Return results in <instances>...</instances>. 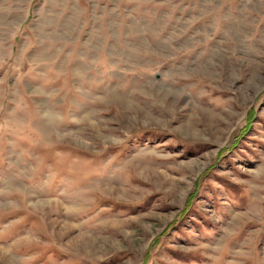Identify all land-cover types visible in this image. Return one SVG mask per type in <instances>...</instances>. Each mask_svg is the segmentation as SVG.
I'll return each instance as SVG.
<instances>
[{
  "label": "rangeland",
  "instance_id": "rangeland-1",
  "mask_svg": "<svg viewBox=\"0 0 264 264\" xmlns=\"http://www.w3.org/2000/svg\"><path fill=\"white\" fill-rule=\"evenodd\" d=\"M0 264H264V0H0Z\"/></svg>",
  "mask_w": 264,
  "mask_h": 264
}]
</instances>
